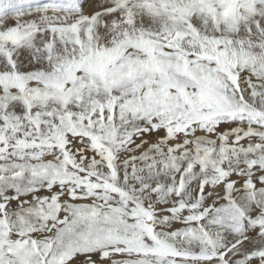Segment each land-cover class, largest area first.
<instances>
[{
    "label": "snow or ice",
    "instance_id": "snow-or-ice-1",
    "mask_svg": "<svg viewBox=\"0 0 264 264\" xmlns=\"http://www.w3.org/2000/svg\"><path fill=\"white\" fill-rule=\"evenodd\" d=\"M0 264H264V0H0Z\"/></svg>",
    "mask_w": 264,
    "mask_h": 264
}]
</instances>
